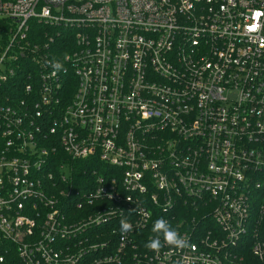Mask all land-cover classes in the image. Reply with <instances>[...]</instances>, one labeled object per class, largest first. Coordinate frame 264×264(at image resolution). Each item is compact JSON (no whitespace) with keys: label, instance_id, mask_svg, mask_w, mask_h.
I'll use <instances>...</instances> for the list:
<instances>
[{"label":"built area","instance_id":"obj_1","mask_svg":"<svg viewBox=\"0 0 264 264\" xmlns=\"http://www.w3.org/2000/svg\"><path fill=\"white\" fill-rule=\"evenodd\" d=\"M263 219L264 0H0V264L262 258Z\"/></svg>","mask_w":264,"mask_h":264},{"label":"clouds","instance_id":"obj_2","mask_svg":"<svg viewBox=\"0 0 264 264\" xmlns=\"http://www.w3.org/2000/svg\"><path fill=\"white\" fill-rule=\"evenodd\" d=\"M48 66L53 69L52 75L64 71V63L59 59H51L48 62ZM132 224L122 218L120 220V230L122 233L132 231ZM153 236L148 239L144 247L154 253H159L162 247L168 246L178 250H184L191 247L188 239L182 236L172 225L163 218L156 219L151 227Z\"/></svg>","mask_w":264,"mask_h":264},{"label":"trees","instance_id":"obj_3","mask_svg":"<svg viewBox=\"0 0 264 264\" xmlns=\"http://www.w3.org/2000/svg\"><path fill=\"white\" fill-rule=\"evenodd\" d=\"M80 172L81 170H79V173ZM185 210L186 213L182 212L179 216H177L170 222L173 228H175V223L189 221V219H191L192 217H196L197 220H199V214L194 210L192 206L186 207ZM206 222L208 225H211L208 220H206ZM258 236V239L264 245V219L260 223ZM252 241L253 240L250 239L249 235L246 236L244 240L240 242L237 250L231 253V256L229 257L226 264H264V253L262 258H259L256 254H254L251 249Z\"/></svg>","mask_w":264,"mask_h":264}]
</instances>
